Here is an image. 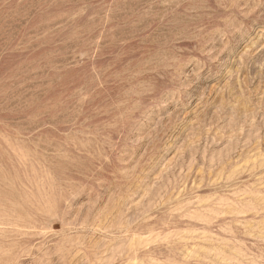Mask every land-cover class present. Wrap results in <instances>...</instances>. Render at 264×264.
<instances>
[{
  "label": "rangeland",
  "instance_id": "rangeland-1",
  "mask_svg": "<svg viewBox=\"0 0 264 264\" xmlns=\"http://www.w3.org/2000/svg\"><path fill=\"white\" fill-rule=\"evenodd\" d=\"M0 264H264V0H0Z\"/></svg>",
  "mask_w": 264,
  "mask_h": 264
}]
</instances>
